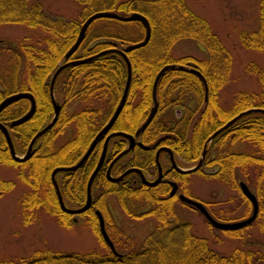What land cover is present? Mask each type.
I'll use <instances>...</instances> for the list:
<instances>
[{"label": "trees", "instance_id": "16d2710c", "mask_svg": "<svg viewBox=\"0 0 264 264\" xmlns=\"http://www.w3.org/2000/svg\"><path fill=\"white\" fill-rule=\"evenodd\" d=\"M73 1L81 6L78 21L50 20L38 3L29 6L31 0H0V25L21 24L30 31H38L34 42L4 45L0 40V102L19 92L29 93L35 100L33 115L19 126L10 127V122L28 111V100H20L0 112V122L8 128L16 154L25 153L31 139L51 120L53 109L49 86L52 76L65 62L63 56L74 44L83 21L99 11L121 15L137 12L146 17L151 29L148 44L127 54L132 78L126 101L111 131L133 134L146 120L153 106L154 78L165 65L173 67L165 71L158 81V109L141 134L145 145L159 141V145L174 148L180 158L193 164L201 154L203 143L216 130L245 110H264V67L255 63H251L248 69L258 77L260 93H238L228 109L216 104L229 75L230 56L207 21L190 11L184 0ZM143 37L144 29L137 22L100 19L88 27L83 42L71 59L94 58L84 64L68 66L56 77L54 95L60 104L57 121L38 139L27 161L16 163L11 159L0 128V166L20 167L18 176L28 186L20 202L25 223L29 219L27 213L37 209L50 213L64 226L71 223L73 216L64 213L59 206L51 173L57 167L75 164L82 157L109 121L123 93L127 79L125 61L118 53L98 54L122 50ZM239 37L244 48L264 51V0H260L256 31L241 32ZM186 39L202 43L206 48V58L173 57L175 43ZM196 72L206 81L207 102H204L203 82ZM194 101L193 106L191 102ZM176 109L181 111L178 118L174 116ZM71 127L73 135L57 145V139L65 137ZM103 139L97 141L78 170L56 174L67 207L84 205L88 179L98 163ZM240 142L250 144L255 151H237L235 146ZM210 146L214 152L206 157L203 168L213 170L207 173L199 170L195 174L204 181L224 183L237 190L245 208L237 218L226 217L231 213L229 208L226 211L221 208L215 210V205L209 202H206V208L219 221L248 217L251 206L238 187V182L244 181L258 201L254 226L264 231V115L254 113L243 116L216 136ZM124 148L123 139L111 141L106 160L91 186V207L79 215L86 218L100 240L105 249L103 254H61L45 250L30 258L4 260L0 264H264V255L253 249H236L228 257L215 254L208 248L206 240L193 236L190 224L181 220L176 210L179 203L175 198L166 196V186L146 187L135 174L119 183L107 181V163ZM153 154V150L137 149L118 161L111 173L118 176L130 167H137L152 174L156 170ZM177 178L183 177L177 175ZM133 180H136L135 184ZM13 187V182L0 179V195ZM111 200L130 220H152L153 230L142 242L137 244L117 227L108 210ZM96 211L101 213L107 235L117 253H112L103 242ZM246 229L227 233L230 238L238 239Z\"/></svg>", "mask_w": 264, "mask_h": 264}, {"label": "rangeland", "instance_id": "374dc122", "mask_svg": "<svg viewBox=\"0 0 264 264\" xmlns=\"http://www.w3.org/2000/svg\"><path fill=\"white\" fill-rule=\"evenodd\" d=\"M34 3L39 4L43 14L50 20H79L81 6L73 0H31L29 6ZM184 3L196 16L207 21L211 31L217 35L230 56L229 75L218 94L216 104L228 109L238 93L259 94L261 91L259 79L249 72L248 67L251 63L264 67V51L244 48L239 35L241 32L256 31L260 0H184ZM37 32L30 31L21 24H1L0 40L4 45H19L20 42L27 43L30 40L34 42ZM205 49L202 43L180 40L173 46V57L190 56L202 60L206 58ZM175 115L178 116V112H175ZM72 135L71 127L65 137L57 139L56 144L61 145ZM235 149L255 151L246 142L236 144ZM212 170L206 168L205 171ZM20 172L21 168L18 166H0V179L14 183L11 191L0 195V261L30 258L33 254L45 250L80 255L105 252L86 218L73 216L74 221L71 220L69 225L64 226L50 213L37 209L27 213L29 219L28 223H25L20 202L28 186L19 178ZM188 182V191L191 195L212 203L215 210L231 209V213L226 217L237 218L245 208L239 192L224 183L204 181L198 175L191 176ZM109 206L115 223L137 244L153 230L152 220H130L121 211L115 210L114 200ZM176 210L181 220L190 224L192 235L205 239L208 248L215 254L228 257L236 249H253L264 255V231L259 230L257 225L254 226V223L241 233L240 238L233 239L223 230L210 228L193 210L179 206Z\"/></svg>", "mask_w": 264, "mask_h": 264}, {"label": "water", "instance_id": "95a60500", "mask_svg": "<svg viewBox=\"0 0 264 264\" xmlns=\"http://www.w3.org/2000/svg\"><path fill=\"white\" fill-rule=\"evenodd\" d=\"M99 19H112V20H117L120 22H138L142 25V27L144 28V38L142 41L137 42V43H133V44H129L126 47H124V49L122 51H118V50H109V51H104L102 53H100L99 55H104L110 52H116L118 54H120L122 56V58L124 59L126 66H127V80H126V84H125V88L123 91V94L120 98V101L118 103V105L116 106L111 118L109 119L108 123L102 128L101 131H99V133L96 135V137L94 138V140L91 142L90 146L88 147L87 151L85 152V154L83 155V157L79 160V162L74 165V166H69V167H58L56 169H54L51 173V179L53 182V185L55 187V191L58 197V201H59V205L62 211H64L65 213L68 214H72V215H76V214H80L83 213L84 211H86L90 206H91V184L92 181L97 173V171L99 170V168L102 166V163L104 161V157H105V153H106V148H107V143L109 141V139L115 135H123L124 137H126L129 141V147L123 152L121 153V155H119L115 160H117L120 156L126 154L127 152L130 151V149L133 147V142H134V137H138L140 135V133H142L146 127L149 125V123L152 121L154 115L156 114L157 111V100H156V87H157V83L159 81V78L161 77V75L168 69H170L172 66L166 65L164 66L156 75L154 82H153V86H152V99H153V107L150 110V113L146 119V121L137 129L134 137L131 135H125V134H120V133H115L112 134L110 136H108L105 140L104 143V147H103V151L101 154V157L99 159V162L95 168V170L93 171L92 175L89 178L88 181V185H87V198H86V202L84 204L83 207H81L80 209H76V210H69L64 206L63 200L61 198L60 192L58 190L56 181H55V175L58 172H66V171H73L76 170L78 167H80V165L87 159V157L90 155V153L92 152L96 141L109 129V127L114 123V121L117 119L124 103L126 100V96L128 93V89H129V85H130V80H131V64L129 59L127 58L126 54L129 52H132L134 50H137L139 48L145 47L147 45V43L149 42L150 39V35H151V29H150V25L148 20L141 14L139 13H131L129 15H121L115 12H110V11H99V12H95L93 14H91L90 16H88L84 22L82 23V26L78 32L77 38L74 42V44L70 47V49L65 53L64 55V60H69V58L75 53V51L78 49V47L80 46V44L82 43L85 33L88 29V27L96 20ZM97 56V55H96ZM94 57H90L87 59H80V60H73V61H69L66 62L65 64H62L58 67V69L55 71L51 82H50V99H51V103H52V107H53V117L50 120V122L43 127L40 131H38L36 133V135L33 137V139L31 140V142L28 145V148L26 150V153L22 156H18L16 155L10 136L8 134L7 129L0 123V128L2 129L4 135H5V139H6V143L8 145L9 148V152H10V156L12 158L13 161L17 162V163H23L25 161H27L33 154V146L35 145L36 141L38 140V138H40L46 131L50 130L54 124L57 121L59 112H60V105L57 103V101L55 100L54 94H53V85H54V81L56 79V77L59 75V73L67 68L68 66H73V65H79V64H84L88 61H90L91 59H93ZM198 75L200 76V78L203 81L204 87H205V93H207V86H206V82L203 78V76H201L199 73ZM22 99H28L30 101V109L29 111L23 115L22 117L13 120L10 123V126L15 127L18 125H21L23 123H25L26 121H28V119L32 116V114L34 113L35 110V101L34 98L32 97L31 94L29 93H17V94H13L8 96L7 98H5L1 103H0V111L3 110L4 108L10 106L11 104L22 100ZM254 113H261L264 114V110L262 109H250V110H246L242 113H240L239 115H237L235 118H233L231 121H229L227 124H225L222 128H220L219 130H217L216 132H214L206 141L205 145H204V149L202 152V156L200 158V160L198 161V163L192 167L191 169H188L187 171H184V173H191L196 171L202 164V161L204 159V156L206 154V147L208 145V143H211V141H213V139L224 129L228 128L229 126H231L234 122H236L239 118L247 115V114H254ZM140 147L147 149V147H143L141 144H139ZM112 165V164H111ZM110 165V166H111ZM180 171V170H179ZM110 172V167L107 171V177L110 181L112 182H119L121 181L126 175L130 174V173H136L140 176L142 182L145 185L148 186H155L158 181L159 178L158 177L156 179V181H154L153 183H149L145 180L144 175L141 173L140 170L136 169V168H131L129 170H127L126 172H124L122 175H120L118 178H111L109 175ZM183 172V171H181ZM238 187L241 191V193L243 194V196L248 200V202L251 204L252 207V213L251 215L243 220L240 221H235V222H220L217 221L216 219H214L211 214L208 212V210L205 208V206L198 201L192 200L188 197L183 196L182 194L179 195L180 200L185 203L188 206L193 207L194 209H196L200 215H202V217L207 221V223L214 229L217 230H239L242 228H245L247 226H250L251 224H253V222L256 220L257 215H258V202L256 199L255 194L248 188V186L245 184V182L243 181H239L238 183ZM176 191V185L172 184V191H171V195L174 194V192ZM98 217H99V230L100 233L102 235L103 240L105 241V243L108 245V247L111 249V251H114V247L111 243V241L109 240L105 229H104V223H103V219L101 217V215L97 212Z\"/></svg>", "mask_w": 264, "mask_h": 264}, {"label": "flooded vegetation", "instance_id": "af4514ba", "mask_svg": "<svg viewBox=\"0 0 264 264\" xmlns=\"http://www.w3.org/2000/svg\"><path fill=\"white\" fill-rule=\"evenodd\" d=\"M51 82V81H50ZM49 89H50V86H49ZM19 93H23V92H19ZM49 94H50V92H49ZM10 96V95H9ZM8 97V96H7ZM6 97V98H7ZM33 97V96H32ZM4 100V99H3ZM2 100V101H3ZM22 100H24V99H22ZM25 100H28V99H25ZM51 100V99H50ZM1 101V102H2ZM20 101V100H19ZM29 101V100H28ZM35 101V100H34ZM204 101H206V99L204 98ZM0 102V103H1ZM18 102V101H17ZM207 102V101H206ZM16 103V102H15ZM14 104V103H13ZM29 104H30V101H29ZM191 104L192 105H194L195 104V101L194 102H191ZM12 105V104H11ZM10 105V106H11ZM51 105H52V103H51ZM60 105V104H59ZM9 107V106H8ZM7 108V107H6ZM5 109V108H4ZM3 109V110H4ZM29 109H30V105H29ZM29 109H28V111H29ZM52 109H53V107H52ZM3 110H1V111H3ZM0 111V112H1ZM27 111V112H28ZM35 111V110H34ZM26 112V113H27ZM175 112H178V116H176L175 115ZM26 113H24L23 115H25ZM22 115V116H23ZM33 115V114H32ZM181 115V111H180V109H176L175 111H174V116L175 117H179ZM21 116V117H22ZM20 118V117H19ZM31 118V117H30ZM29 118V119H30ZM235 118V117H234ZM18 119V118H17ZM28 119V120H29ZM240 119V118H239ZM238 119V120H239ZM232 120V119H231ZM230 120V121H231ZM237 120V121H238ZM116 121V120H115ZM115 121H114V123H115ZM12 122V121H11ZM10 122V123H11ZM27 122V121H26ZM229 122V121H228ZM1 123V122H0ZM108 123V122H107ZM106 123V124H107ZM113 123V124H114ZM235 123V122H234ZM233 123V124H234ZM2 124V123H1ZM105 124V125H106ZM112 124V125H113ZM232 124V125H233ZM6 129H7V131H8V128L4 125V124H2ZM112 125L109 127V129L98 139V140H100L102 137H104V139H103V147H104V143H105V140H106V138L108 137V136H110V135H112V134H117V133H122V134H125V135H131V136H133L134 137V135H135V133H136V131H137V129H136V131L133 133V134H128V133H125V132H121V131H111L110 130V128L112 127ZM231 125V126H232ZM19 126V125H18ZM224 126V125H223ZM222 126V127H223ZM231 126H229V127H231ZM11 127V126H10ZM148 127V126H147ZM146 127V128H147ZM222 127H220V128H222ZM228 127V128H229ZM228 128H226V129H224V130H222L218 135H220L221 133H223L225 130H227ZM2 130V129H1ZM102 130V129H101ZM100 130V131H101ZM40 131V130H39ZM145 131V130H144ZM143 131V132H144ZM3 132V131H2ZM142 132V133H143ZM99 133V132H98ZM97 133V134H98ZM142 133H140V135L138 136V137H134V142H133V147L130 149V151L129 152H127L126 154H124V155H122V156H120L117 160H115L119 155H121V153H123L128 147H129V141H128V139L126 138V137H124L123 135H115V136H113V137H111L110 139H109V141H108V143H107V148H106V153H105V157H104V161L106 160V154H107V150H108V147H109V144L111 143V141L112 140H114L115 138H121V139H123L124 141H125V148L120 152V153H118L113 159H110L109 160V162L107 163V168H106V170H105V177H106V179H107V181H109V182H111V183H119V182H121V181H123L125 178H127L128 176H130L131 174H135V175H137V177H138V180L140 181V183L142 184V185H144V186H146V187H150V188H153V187H156V186H158V185H164V186H166V196L167 197H170V198H175L177 201H178V206L179 207H182V208H185V209H188V210H193V207H191V206H188V205H186L185 203H183L181 200H180V198H179V195L180 194H182L183 196H185V197H188V198H192L193 200H195V201H198V202H201V203H203L204 205L206 204V202H204V201H202L201 199H199V198H197V197H195V196H193V195H191L190 193H189V191H188V184H189V182H188V179L191 177V176H193V175H196L195 173L196 172H198L199 170H202L203 172H205V173H207L205 170H206V168H203V163H204V161H205V159H206V157H210L212 154H213V152L214 151H212L211 150V146L208 144L207 145V147H206V149H207V151H206V154H205V156H204V159H203V161H202V165L198 168V170L197 171H195V172H191V173H184V171H187L188 169H191L192 167H194L197 163H198V161L200 160V158H201V156H202V152H203V149H204V145H205V143H206V141L208 140H206L204 143H203V147H202V150H201V154H200V156H199V158H198V160L195 162V163H193V164H189V163H186L182 158H180L179 156H178V154L176 153V151H175V149L174 148H172V147H169V146H164V145H159V141H155V143H151L150 145H145V144H143V142L141 141V134ZM8 134H9V132H8ZM3 135H4V133H3ZM36 135V134H35ZM172 135H174V133H172ZM10 136V135H9ZM43 136V135H42ZM4 137H5V135H4ZM96 137V136H95ZM94 137V138H95ZM11 139V138H10ZM33 139V138H32ZM31 139V140H32ZM39 139V138H38ZM94 140V139H93ZM92 140V141H93ZM97 140V141H98ZM5 141H6V139H5ZM38 141V140H37ZM37 141H36V143H37ZM97 141H96V143H97ZM12 142V141H11ZM31 142V141H30ZM29 142V143H30ZM35 143V144H36ZM7 144V143H6ZM91 144V143H90ZM139 144H141L143 147H147V149H144V148H142V147H140L139 146ZM12 145H13V143H12ZM29 145V144H28ZM96 145V144H95ZM35 146V145H34ZM34 146H33V149H34ZM90 146V145H89ZM7 147H8V145H7ZM95 147V146H94ZM103 147H102V151H103ZM13 148H14V146H13ZM28 148V147H27ZM88 149V148H87ZM94 149V148H93ZM137 149H139V150H142V151H149V150H153V155H154V166H155V168H156V170H155V172H154V170L152 171V174H149V173H147V172H145V171H142L141 169H139V168H137V167H130V168H128V169H126L124 172H126L127 170H129V169H131V168H136V169H138V170H140L141 171V173L144 175V178H145V180L147 181V182H149V183H153L154 181H156V179L158 178V177H160L159 178V181H158V183L155 185V186H148V185H145L143 182H142V180H141V178H140V176L138 175V174H136V173H130V174H128V175H126L121 181H119V182H112V181H110L109 179H108V177H107V171H108V169H109V167H110V172H109V175H110V177L111 178H118L120 175H122L123 173H121L120 175H118V176H113L112 175V168H113V166L118 162V161H120L123 157H126L127 155H129L130 153H134L135 151H137ZM8 150H9V148H8ZM27 150V149H26ZM15 151V150H14ZM87 151V150H86ZM85 151V152H86ZM93 151V150H92ZM102 151H101V154H102ZM10 153V152H9ZM25 153H26V151H25ZM25 153H23V154H19L20 156H22V155H24ZM92 153V152H91ZM90 153V154H91ZM85 154V153H84ZM83 154V155H84ZM18 155V154H17ZM83 155H82V157H83ZM90 156V155H89ZM88 156V157H89ZM81 157V158H82ZM87 157V158H88ZM100 157H101V155H100ZM100 157H99V159H100ZM80 158V159H81ZM79 159V160H80ZM79 160L75 163V164H73V165H70V166H74V165H76L78 162H79ZM86 161V160H85ZM84 161V162H85ZM104 161H103V163H102V166H103V164H104ZM83 162V163H84ZM98 162H99V160H98ZM83 163L80 165V167L83 165ZM98 164V163H97ZM112 164V165H111ZM111 165V166H110ZM97 166V165H96ZM96 166H95V168H96ZM101 166V167H102ZM63 167H69V166H63ZM80 167H78L76 170H78ZM101 167L99 168V170L101 169ZM58 168V167H57ZM95 168H94V170H95ZM56 169V168H55ZM76 170H73V171H66V172H74V171H76ZM93 170V171H94ZM98 170V171H99ZM180 170V171H179ZM98 171H97V173H98ZM181 171H183V172H181ZM66 172H63V173H66ZM59 173V172H58ZM62 173V172H61ZM93 173V172H92ZM92 173H91V175H92ZM96 173V174H97ZM192 173H194V174H192ZM90 175V176H91ZM177 175H180V176H182L183 178H180V179H178L177 178ZM96 176V175H95ZM90 178V177H89ZM95 178V177H94ZM52 180V179H51ZM55 181H56V175H55ZM88 181H89V179H88ZM93 181H94V179H93ZM93 181H92V184H93ZM136 183V180H133V184H135ZM239 183V182H238ZM52 184H53V182H52ZM56 184H57V181H56ZM92 184H91V186H92ZM172 184H175L176 185V191L174 192V194L173 195H171L170 193H171V191H172ZM87 185H88V183H87ZM53 187H54V185H53ZM57 187H58V190H59V192H60V189H59V186H58V184H57ZM54 189H55V187H54ZM60 195H61V193H60ZM61 197H62V195H61ZM86 198H87V191H86ZM63 200V199H62ZM112 201V200H111ZM110 201V202H111ZM63 203H64V201H63ZM208 203V202H207ZM85 204V203H84ZM91 204H92V192H91ZM64 206L67 208V209H69V210H76V209H80L81 207H83V206H81V207H79V208H69V207H67L66 205H65V203H64ZM177 206V207H178ZM91 207V206H90ZM89 207V208H90ZM114 207V206H113ZM115 207H116V211H121L116 205H115ZM176 207V208H177ZM88 208V209H89ZM88 209L86 210V211H88ZM108 210L110 211V214H111V217H112V219H113V221H114V218H113V215H112V213H111V209H110V206H108ZM86 211H84L83 213H85ZM122 212V211H121ZM65 213V212H64ZM82 213V214H83ZM123 213V212H122ZM124 214V213H123ZM79 215H81V214H78V215H75L76 217H78V218H83V217H80ZM115 222V221H114ZM116 224V223H115ZM117 225V224H116ZM117 227H118V225H117ZM119 229H121L120 227H118Z\"/></svg>", "mask_w": 264, "mask_h": 264}]
</instances>
